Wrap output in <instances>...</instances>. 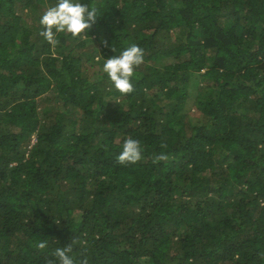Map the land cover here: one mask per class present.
I'll return each mask as SVG.
<instances>
[{"label":"trees","instance_id":"16d2710c","mask_svg":"<svg viewBox=\"0 0 264 264\" xmlns=\"http://www.w3.org/2000/svg\"><path fill=\"white\" fill-rule=\"evenodd\" d=\"M74 2L99 17L53 47L28 16L57 0H0V264H264V0Z\"/></svg>","mask_w":264,"mask_h":264},{"label":"clouds","instance_id":"9594fccd","mask_svg":"<svg viewBox=\"0 0 264 264\" xmlns=\"http://www.w3.org/2000/svg\"><path fill=\"white\" fill-rule=\"evenodd\" d=\"M98 9L95 5H89L74 2V0H57L55 6L48 7L43 13L40 24L43 30L40 35L53 47L59 44L57 34H70L72 37H80L86 30L92 28L98 18ZM105 47L108 42L102 40ZM115 52V48L112 47ZM99 59V58H97ZM144 62V50L137 44H132L121 52L120 55H114L107 58L102 66V73L106 74L114 85L115 89L122 95H128L134 91L131 78L134 70ZM35 143V139H32ZM162 148H167V144H162ZM142 147L140 141L127 138L122 146V151L115 157L116 163L123 166L135 164L142 159ZM153 163L167 161L169 156L165 152L153 156ZM57 248L53 255L56 261L49 260L48 264H74V260L69 256L73 250V244ZM46 241L38 242L35 247L39 250L45 249ZM264 260V253L260 254ZM79 264H89L87 257L80 260Z\"/></svg>","mask_w":264,"mask_h":264},{"label":"rangeland","instance_id":"374dc122","mask_svg":"<svg viewBox=\"0 0 264 264\" xmlns=\"http://www.w3.org/2000/svg\"><path fill=\"white\" fill-rule=\"evenodd\" d=\"M41 10H42V8L39 9V12L38 13H35L36 16H33V17L28 16L29 20H31V22L33 23L34 26H36V25L39 24L38 18L41 19L42 15H43V13H42ZM192 111H194V110H192Z\"/></svg>","mask_w":264,"mask_h":264}]
</instances>
